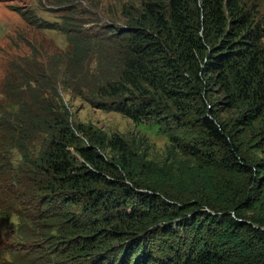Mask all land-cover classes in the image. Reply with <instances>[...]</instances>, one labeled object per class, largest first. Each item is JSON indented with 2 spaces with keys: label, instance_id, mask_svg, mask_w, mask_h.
Returning <instances> with one entry per match:
<instances>
[{
  "label": "trees",
  "instance_id": "1",
  "mask_svg": "<svg viewBox=\"0 0 264 264\" xmlns=\"http://www.w3.org/2000/svg\"><path fill=\"white\" fill-rule=\"evenodd\" d=\"M139 3L99 29L25 18L69 47L28 65V100L0 119L24 161L0 199L2 264H264V23L248 0ZM60 87L158 124L187 159L73 124Z\"/></svg>",
  "mask_w": 264,
  "mask_h": 264
},
{
  "label": "rangeland",
  "instance_id": "2",
  "mask_svg": "<svg viewBox=\"0 0 264 264\" xmlns=\"http://www.w3.org/2000/svg\"><path fill=\"white\" fill-rule=\"evenodd\" d=\"M139 7V0H0V119L18 111L21 100H28L30 91L22 77L28 65L42 70L46 59L69 47L64 34L32 25L26 17L35 15L50 23L67 21L99 29L107 24L126 25L125 9ZM248 7L255 10L257 21L263 24L264 0H248ZM59 93L71 107L73 124L92 125L109 135H122L155 165L171 167L177 160L187 159L175 149L170 135L158 124L135 123L121 114L94 109L62 87ZM220 115L224 119L234 118L233 112ZM23 162L16 148L5 140L0 141V164L8 181V186L0 181V199L5 196L3 187L7 191L16 188L9 184ZM17 221L14 217L15 224ZM11 239L9 234H0V255Z\"/></svg>",
  "mask_w": 264,
  "mask_h": 264
}]
</instances>
